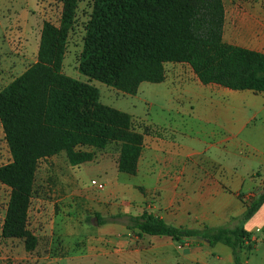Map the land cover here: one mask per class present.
Here are the masks:
<instances>
[{"label":"trees","instance_id":"obj_1","mask_svg":"<svg viewBox=\"0 0 264 264\" xmlns=\"http://www.w3.org/2000/svg\"><path fill=\"white\" fill-rule=\"evenodd\" d=\"M78 1L62 0L58 25L42 24L35 63L0 90V125L11 156L0 166V184L10 190L1 236L22 240L27 252L37 242L28 212L41 160L63 154L77 167L115 145L117 171L137 173L146 131L139 132L129 114L103 105L91 81L133 96L141 83L163 82L165 64L182 63L203 85L264 93V55L222 42V0H93L78 65L88 82L68 77L62 65ZM263 203L264 181L226 227L186 230L146 212L95 219L97 225L123 223L139 237H200L210 247H228L232 264H242L255 247L244 225Z\"/></svg>","mask_w":264,"mask_h":264},{"label":"crops","instance_id":"obj_2","mask_svg":"<svg viewBox=\"0 0 264 264\" xmlns=\"http://www.w3.org/2000/svg\"><path fill=\"white\" fill-rule=\"evenodd\" d=\"M222 1V42L264 55V0ZM10 9L7 0H0L4 19L0 37ZM39 36L34 38L36 52ZM3 58L4 66L9 60ZM164 70L163 82L141 83L133 96L115 90L123 101L117 110L129 114L136 129L146 134L134 176L117 171L118 153L112 159L97 152L94 161L85 163L94 166L103 183L101 191L105 190L103 215L97 214L105 218L146 212L186 230L226 227L245 211L264 181V174L254 176L255 169L264 166V137L255 140L245 122L236 128L231 121V110L251 102L242 99L238 106L226 96L230 90L203 85L187 64L167 63ZM129 98L132 102L124 105ZM97 228L101 242L90 253L95 257L92 264L100 258L106 264L233 263L230 249L222 244L210 247L193 239L139 237L123 223ZM244 229L252 234L255 247L242 255V264H264V203Z\"/></svg>","mask_w":264,"mask_h":264},{"label":"rangeland","instance_id":"obj_3","mask_svg":"<svg viewBox=\"0 0 264 264\" xmlns=\"http://www.w3.org/2000/svg\"><path fill=\"white\" fill-rule=\"evenodd\" d=\"M12 9L10 19L0 37V90L21 75L36 61L35 40L44 22L58 25L62 0H7ZM93 0H79L73 26L68 34L62 72L80 82L88 79L78 71L79 57L83 47L85 26L91 14ZM4 19L0 17V29ZM30 36V37H28ZM7 58L3 66V55ZM99 91L103 105L118 109L119 95L112 87L91 81ZM117 95V96H116ZM238 106L242 99L250 101L230 112L236 128L245 122L254 131L255 140L264 137V96L251 92L227 91ZM128 105L132 99H127ZM246 119L244 121V116ZM103 152L110 158L117 154V147L109 145ZM11 156L0 125V166L7 165ZM264 166L255 169L259 179ZM103 185L92 165L70 166L63 154L41 160L35 174L34 190L28 212V229L37 239L33 251L27 252L22 240L4 239L1 229L10 190L0 184V261L2 264H92L91 251L101 242L95 223V215H103L104 202L98 189ZM261 249H263L261 247ZM260 249V250H261ZM97 256V255H96ZM100 258V257H99ZM95 264H106L103 258ZM94 262V261H93Z\"/></svg>","mask_w":264,"mask_h":264},{"label":"water","instance_id":"obj_4","mask_svg":"<svg viewBox=\"0 0 264 264\" xmlns=\"http://www.w3.org/2000/svg\"><path fill=\"white\" fill-rule=\"evenodd\" d=\"M195 240H196L197 242H199V243H203V244L209 245V242H208L207 240L202 239V238H200V237H197Z\"/></svg>","mask_w":264,"mask_h":264},{"label":"built area","instance_id":"obj_5","mask_svg":"<svg viewBox=\"0 0 264 264\" xmlns=\"http://www.w3.org/2000/svg\"><path fill=\"white\" fill-rule=\"evenodd\" d=\"M102 188H103V186H102V185H99V186H98V189H102Z\"/></svg>","mask_w":264,"mask_h":264}]
</instances>
